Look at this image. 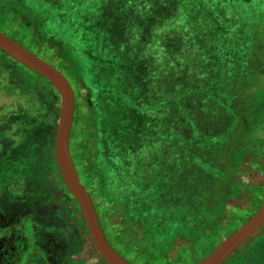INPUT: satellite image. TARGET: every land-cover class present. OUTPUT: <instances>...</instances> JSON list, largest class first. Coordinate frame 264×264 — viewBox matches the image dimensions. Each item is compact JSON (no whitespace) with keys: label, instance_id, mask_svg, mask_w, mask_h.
Returning <instances> with one entry per match:
<instances>
[{"label":"rangeland","instance_id":"1","mask_svg":"<svg viewBox=\"0 0 264 264\" xmlns=\"http://www.w3.org/2000/svg\"><path fill=\"white\" fill-rule=\"evenodd\" d=\"M26 1L31 9L41 14L39 21L42 24L45 25L50 19V26L61 35L75 27L81 29L72 41L78 47L77 52L83 51V42H88L91 48L106 53L103 56L112 62L126 64L133 58V61L136 59L142 64L138 69H143L139 86L142 103L139 108H135L136 123L131 134L134 140L124 146V159L118 160L121 174L114 178H123L118 183L128 185L126 200L139 203L134 206V212L140 207L137 215L140 219L138 236L150 243L152 251L159 240L167 238L170 231L176 229L172 226L176 220L170 217L188 215L182 230L185 231L196 215L201 216L203 208L198 209L199 203H208L213 196L218 197L226 189V185H217V178L221 177L228 159L222 142L229 132V121L243 107L242 101L238 99L247 95L245 88L254 81L264 80V37L254 32L257 29L251 25L255 13L253 7L258 5V1L248 7L239 6L241 0H200L198 4L192 0ZM214 7L231 12L225 13L224 20L222 18L220 26L225 27L222 32L215 30L208 21ZM238 7L242 11L232 13ZM21 20L22 17L15 10L0 9V32L49 63L69 83L74 104L68 141L71 159L82 187L94 204L105 238L120 257L131 264H190L206 256L255 212L264 197V151L260 156L243 158L241 171L236 177L242 185L241 194L227 202L222 216L226 218V223L222 230L207 229L204 232V245L195 252H190L189 243L181 236L173 240L165 258L156 259L140 256L114 243L112 234L121 228L120 217L107 216L110 208L108 201L100 195V178L96 173L87 171L80 161L79 148L84 146L89 136L84 123L86 91L79 84L72 62L63 58L59 48L51 47L48 43L36 46L29 35L21 37L17 34ZM258 37L262 38L258 41ZM103 48L106 50L103 51ZM86 56L95 58L88 54ZM70 58L76 62L75 69L83 72L80 63V59L84 62L83 58L78 54ZM5 59L6 56L0 52V60ZM86 62L88 66L91 65L89 60ZM138 63L133 65L138 68ZM9 67V63L0 61V88L6 92L11 86L6 73ZM15 69L20 79L17 83L21 81L25 92L17 93L18 97L11 94L2 96L0 92V119L3 120L5 131L10 129L13 111L19 107V113L28 110L32 114L31 103L36 99H45V95L49 97L50 107L58 115L59 99L54 88L42 77L16 63ZM91 72L94 73L93 70ZM15 90L18 91L17 88ZM93 106L94 109L98 108ZM19 113L14 116L15 122L22 120ZM31 114V118L34 117ZM211 132L215 136L211 144L212 152L208 155L199 151L202 144L198 141ZM54 133L55 129L48 141V154L51 156ZM37 134L42 135L40 131ZM40 146L43 153L45 143H40ZM44 162L42 159L38 165L42 178L40 187L48 194ZM47 179L55 189V199L67 202L77 211V206L74 208L72 198L61 181L55 161L49 165ZM211 180L214 181L209 184L207 181ZM189 205H193V211L189 210ZM156 214H161L163 218L169 217L170 223L165 225L162 220L153 219L152 215ZM21 217H16L12 224L22 239L18 243H8L14 250L0 245V264H31L28 255L34 253H31L33 248L42 259L41 250L36 246H41L42 250L49 249L52 244L47 241L49 235L54 238L53 242L57 239V248L63 250L70 247L73 225L64 207L45 213L43 220L46 225L40 229L43 237L39 242L32 231L31 220ZM2 231L7 234L6 230ZM10 233L11 229L8 231ZM263 234L264 224L222 264L240 261ZM73 259L81 260L82 264H104L89 239L84 240L82 251L74 255Z\"/></svg>","mask_w":264,"mask_h":264},{"label":"trees","instance_id":"2","mask_svg":"<svg viewBox=\"0 0 264 264\" xmlns=\"http://www.w3.org/2000/svg\"><path fill=\"white\" fill-rule=\"evenodd\" d=\"M255 1H258V7L256 5L253 7L255 13L251 25L257 29L254 32L261 33L264 37V0H241L239 6H252ZM26 2V0H0V9L3 11L15 10L22 17L18 25V35L21 37L29 35L36 46L48 43L51 47L59 48L63 58L70 60L74 66V73L80 82L79 84L86 91L84 99L86 106L84 123L89 133L84 146L79 148L81 154L80 161L87 167V171L96 173L100 178V195L108 201L110 208L107 216L109 218L120 217L121 228L116 229L114 234H112L114 243L140 256L147 255L150 258L156 259L158 257L165 258L166 252L172 247L173 240L181 236L189 243L190 252H195L204 245V232L207 229L222 230V226L226 223V218L222 216L227 202L233 201L236 195L241 194L242 185L236 177L241 171L243 158L245 156H260L264 151V80L255 82L254 78L251 79L254 82L245 88V90L247 89V95L240 96L238 99L242 101L243 107L241 111L235 115L233 120L229 121V127L227 128L229 132H227L226 140L222 142L225 145L223 148L226 150L228 159L221 177L217 178L219 180L217 185H226V189L224 188L218 194V197L216 195L213 196L208 203L207 201L199 203L198 209L203 208L201 216L198 217L196 215L191 220V222L194 220L193 223L185 231L182 230L186 219H188V215L170 217L176 220L172 222V226H175L176 229L170 231L171 234L167 238L159 240L155 248L150 251V243L145 240L143 241L138 236L140 219L137 215L140 213V207L134 212V206L139 203H130V201L126 200L125 194L128 185L118 183L123 178H114L121 174L118 168V160L123 161L124 159V146L134 140L131 139V134L134 131L133 126L136 123L135 108H139V105L142 103L139 86L142 81L140 72H143V69L141 70L140 68V71L138 70L142 64L138 63L136 59L133 61V58L126 64L112 62L110 59H105L103 55H106V53L102 54L99 49L91 48L88 42H83V51L77 52L78 47H75L76 45L72 41L76 38L77 34L79 35L81 29L75 27L67 31V34L61 35L56 28L50 26V19H47L45 25L42 24L39 21L41 14L31 9ZM192 2L198 4L200 0H192ZM196 9L200 8L196 7ZM213 10L214 12L208 18V21L212 27H215V30L222 32L225 29V27L221 28L220 26L222 18L224 20L226 18L225 13L231 12H225V9H221L220 7H214ZM236 10L242 11L238 7L237 9H233L232 13H236ZM204 13L206 14L207 12ZM63 32H66V30L63 29ZM218 35L219 32L216 33V36ZM260 38L262 37H258L257 40L259 41ZM102 50L105 51L106 49L103 48ZM76 54L80 55L84 60L83 62L80 59L83 72H78L75 69L76 62L70 58L71 55ZM86 54L95 58L90 59ZM86 60L91 62L90 66H88ZM133 63H138V68ZM92 70L94 73L91 72ZM131 89H134V91H131ZM40 95L44 96L41 93ZM93 104L98 106V108L95 107L94 109ZM31 107L34 116L32 117L34 119L31 120V124L33 122H43L45 139L47 140V148L49 149L48 141L55 129L57 111L50 107L47 95H45V99L43 100L36 99L31 103ZM41 111H44V113L40 116L39 112ZM214 136L215 133L211 132L206 133L204 138H200L198 141L202 144V147L199 148L200 152L204 151L208 155L212 152L213 148H211V144H213ZM129 139L131 140L128 141ZM44 161V172L48 175L49 165L54 161L53 156L50 154L46 155ZM208 178L207 176L206 180ZM213 181L207 182L211 184ZM71 203L76 208L73 199ZM92 205L94 208L93 203ZM189 210L193 211V205H189ZM195 214H198V212ZM67 215H69V219L73 225L72 242L70 247L65 249L67 252L65 253L64 251L61 254L58 262L64 264H82L81 260H74L73 256L82 251L84 240H88L86 230L78 210L74 211L72 206H67ZM160 215L156 214L152 216L153 219L159 222L162 220V223L168 225L171 219L169 217H160ZM97 220L105 236L98 217ZM262 237H264V234L252 244L251 250H247L244 257L237 263L235 262V264H264V239L262 240ZM108 243L110 245L109 241ZM35 251L37 250L34 248L31 250V253L34 252L35 254L28 255V259L32 261L31 264H42L44 259L36 255Z\"/></svg>","mask_w":264,"mask_h":264},{"label":"flooded vegetation","instance_id":"3","mask_svg":"<svg viewBox=\"0 0 264 264\" xmlns=\"http://www.w3.org/2000/svg\"><path fill=\"white\" fill-rule=\"evenodd\" d=\"M6 58L3 61L9 63L10 66L8 68L9 71H6V73L9 83L11 81V86L7 92L0 88V92H2V96L11 94L12 96L16 95L18 97L19 94L17 95V93L25 92V89L20 84L21 81L17 83V80L20 79L17 75L18 71L15 69V62L7 56ZM0 61L3 62L2 60ZM21 78L25 80L24 77ZM14 83L15 85H13ZM15 86L18 91L15 90ZM28 97H26L27 100ZM17 110V113L16 111L12 113L9 130L5 131L3 120L0 119V232H3L2 229L7 232V234L4 232L0 234V245H4L8 250H14L13 247L8 246V243H18L22 239V235L18 233L16 226L12 224V221L17 219L16 217L25 216L24 218L21 217V219L26 220L27 218L31 220L33 225L32 231L34 235L36 234V240L38 241L43 237L40 229L46 225L45 220H43L45 213L47 214V211L62 206L65 209V214H67V206L69 207L67 202L61 201V199H55V189L48 181V175L46 173L45 184L49 188V191L47 190L48 194L42 191L40 187L42 178L38 165L42 159L45 160L49 150L47 148V140L45 139L43 122H33L31 124L32 118L30 116L31 113H29L30 111L21 109L22 111L19 113V107ZM18 113L21 114L22 120L15 122L14 116ZM42 113L44 111L39 112V115L41 116ZM39 131L42 135L37 134ZM42 142L45 143L43 153L40 146ZM38 148L41 150L40 153H38L39 150L37 151ZM45 189L47 188L45 187ZM9 229H11L10 234H8ZM53 239L50 235L48 236L47 241L49 243L52 242V244H50L47 250H42L41 246H37L41 250V255L44 259L42 264H64L58 262V260H60L61 254L65 249L61 250L57 248V239L55 242H53Z\"/></svg>","mask_w":264,"mask_h":264},{"label":"water","instance_id":"4","mask_svg":"<svg viewBox=\"0 0 264 264\" xmlns=\"http://www.w3.org/2000/svg\"><path fill=\"white\" fill-rule=\"evenodd\" d=\"M0 52L16 64L45 79L57 93L58 115L54 133L53 158L61 181L74 200L87 237L105 264H131L120 257L106 240L92 201L82 187L69 152V133L73 117V92L64 76L42 58L0 32ZM264 224V197L255 212L237 229L216 244L200 260L190 264H222L230 254L253 236Z\"/></svg>","mask_w":264,"mask_h":264}]
</instances>
